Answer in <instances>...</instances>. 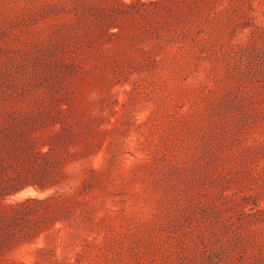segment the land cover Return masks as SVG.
Wrapping results in <instances>:
<instances>
[{
    "label": "rangeland",
    "instance_id": "1",
    "mask_svg": "<svg viewBox=\"0 0 264 264\" xmlns=\"http://www.w3.org/2000/svg\"><path fill=\"white\" fill-rule=\"evenodd\" d=\"M0 264H264V0H0Z\"/></svg>",
    "mask_w": 264,
    "mask_h": 264
}]
</instances>
